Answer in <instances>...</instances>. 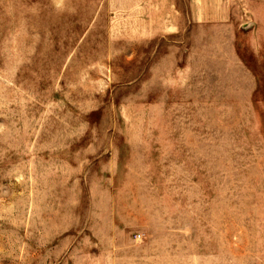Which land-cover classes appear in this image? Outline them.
I'll list each match as a JSON object with an SVG mask.
<instances>
[{"label": "rangeland", "instance_id": "1", "mask_svg": "<svg viewBox=\"0 0 264 264\" xmlns=\"http://www.w3.org/2000/svg\"><path fill=\"white\" fill-rule=\"evenodd\" d=\"M0 264H264V0H0Z\"/></svg>", "mask_w": 264, "mask_h": 264}]
</instances>
